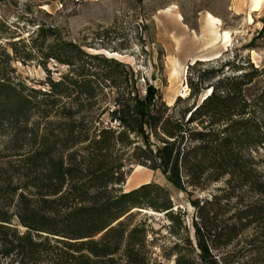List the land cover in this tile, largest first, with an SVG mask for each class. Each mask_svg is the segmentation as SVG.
Masks as SVG:
<instances>
[{"label":"trees","instance_id":"trees-1","mask_svg":"<svg viewBox=\"0 0 264 264\" xmlns=\"http://www.w3.org/2000/svg\"><path fill=\"white\" fill-rule=\"evenodd\" d=\"M260 38L264 47L259 31L245 49ZM4 39L0 264H151L150 229L133 221L140 211L184 230L169 231L172 264H264V174L251 154L264 149V62L236 53L194 61L186 96L166 105L152 84L138 89L128 66L54 27ZM31 61L44 73L37 88L13 67ZM48 62L65 67L57 80ZM131 164L188 195L222 182L219 197L190 199L193 240L164 187L121 190ZM220 201L233 213L219 223L210 210Z\"/></svg>","mask_w":264,"mask_h":264},{"label":"rangeland","instance_id":"rangeland-1","mask_svg":"<svg viewBox=\"0 0 264 264\" xmlns=\"http://www.w3.org/2000/svg\"><path fill=\"white\" fill-rule=\"evenodd\" d=\"M37 26L54 27L64 40L85 52L120 61L133 71L140 91L145 83L152 84L166 105L177 96H186V67L194 59L236 53L248 55L255 65L264 62L262 38L256 41L258 48L245 49L259 31L264 32V0H0L1 44L7 37L26 40ZM13 67L27 86L37 88L44 79L34 61L23 65L13 62ZM47 68L54 80L65 72V67L53 62H48ZM101 118L106 120L105 115ZM251 154L264 174V149ZM124 171L122 191L147 182L168 191L173 211L182 215L186 234L192 240V222L197 219L190 199L202 201L222 195L217 190L223 189L222 182L201 191L188 190V195L173 188L157 171L135 164ZM210 211L220 223L232 215L233 208L220 201L218 208ZM133 221L144 222L150 229L147 237L151 240V264H172L169 252L176 236L169 231L182 237L184 230L175 224L168 226L162 213L140 211Z\"/></svg>","mask_w":264,"mask_h":264},{"label":"bare ground","instance_id":"bare-ground-1","mask_svg":"<svg viewBox=\"0 0 264 264\" xmlns=\"http://www.w3.org/2000/svg\"><path fill=\"white\" fill-rule=\"evenodd\" d=\"M225 36V35H224ZM227 37V36H226ZM218 54L214 55L213 58L217 57ZM212 57H203V58H197V59H194L192 60L191 64L194 62V61H197V60H200V61H206V60H209L211 59ZM135 172L138 174L140 171L139 170H135ZM139 178H137V180L135 182H138Z\"/></svg>","mask_w":264,"mask_h":264},{"label":"crops","instance_id":"crops-1","mask_svg":"<svg viewBox=\"0 0 264 264\" xmlns=\"http://www.w3.org/2000/svg\"><path fill=\"white\" fill-rule=\"evenodd\" d=\"M143 184V183H142ZM138 186V185H137ZM137 186H135V187H137ZM135 187H133V188H135ZM132 189V188H131Z\"/></svg>","mask_w":264,"mask_h":264},{"label":"water","instance_id":"water-1","mask_svg":"<svg viewBox=\"0 0 264 264\" xmlns=\"http://www.w3.org/2000/svg\"><path fill=\"white\" fill-rule=\"evenodd\" d=\"M216 58V57H215Z\"/></svg>","mask_w":264,"mask_h":264}]
</instances>
